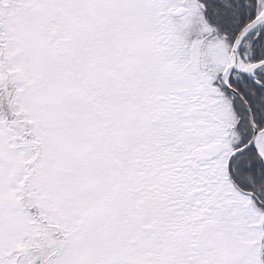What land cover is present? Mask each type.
I'll use <instances>...</instances> for the list:
<instances>
[{
  "label": "snow or ice",
  "instance_id": "6c2138e0",
  "mask_svg": "<svg viewBox=\"0 0 264 264\" xmlns=\"http://www.w3.org/2000/svg\"><path fill=\"white\" fill-rule=\"evenodd\" d=\"M0 264H264V0H0Z\"/></svg>",
  "mask_w": 264,
  "mask_h": 264
}]
</instances>
